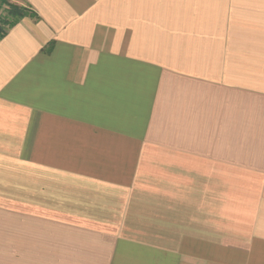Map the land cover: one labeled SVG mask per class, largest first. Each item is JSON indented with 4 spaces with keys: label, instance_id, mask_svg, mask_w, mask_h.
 <instances>
[{
    "label": "crops",
    "instance_id": "1",
    "mask_svg": "<svg viewBox=\"0 0 264 264\" xmlns=\"http://www.w3.org/2000/svg\"><path fill=\"white\" fill-rule=\"evenodd\" d=\"M19 6L0 264H264V0Z\"/></svg>",
    "mask_w": 264,
    "mask_h": 264
},
{
    "label": "trees",
    "instance_id": "2",
    "mask_svg": "<svg viewBox=\"0 0 264 264\" xmlns=\"http://www.w3.org/2000/svg\"><path fill=\"white\" fill-rule=\"evenodd\" d=\"M3 1L5 0H0V8ZM29 15L30 12L25 7L9 4V9L6 11V16L0 18V39L5 35L7 28L12 27L19 20ZM6 25L7 28L4 29V26Z\"/></svg>",
    "mask_w": 264,
    "mask_h": 264
},
{
    "label": "rangeland",
    "instance_id": "3",
    "mask_svg": "<svg viewBox=\"0 0 264 264\" xmlns=\"http://www.w3.org/2000/svg\"><path fill=\"white\" fill-rule=\"evenodd\" d=\"M24 0H5L3 1L1 8H0V18L6 16V11L9 9V4H13L19 6V4H22ZM7 28V25L4 26V29Z\"/></svg>",
    "mask_w": 264,
    "mask_h": 264
}]
</instances>
